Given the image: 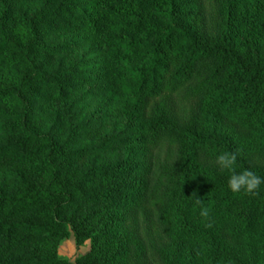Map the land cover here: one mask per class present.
Instances as JSON below:
<instances>
[{
    "label": "trees",
    "instance_id": "1",
    "mask_svg": "<svg viewBox=\"0 0 264 264\" xmlns=\"http://www.w3.org/2000/svg\"><path fill=\"white\" fill-rule=\"evenodd\" d=\"M0 134V264H264V184L216 162L264 177V0H0ZM79 204L91 251L41 257Z\"/></svg>",
    "mask_w": 264,
    "mask_h": 264
},
{
    "label": "rangeland",
    "instance_id": "2",
    "mask_svg": "<svg viewBox=\"0 0 264 264\" xmlns=\"http://www.w3.org/2000/svg\"><path fill=\"white\" fill-rule=\"evenodd\" d=\"M16 33H19V29H15ZM69 58V57H68ZM66 59V61L68 60ZM65 61V62H66ZM91 109L86 108L85 112L89 113ZM35 128L37 130H42L43 123H42V117L40 119H37L35 122ZM93 131L88 132V136L90 137L93 135ZM96 139L100 137V132L94 133ZM5 136V135H4ZM1 137V134H0ZM7 139V136H5ZM239 142L240 146L244 147L247 151L254 152L257 148H259L257 137H254L253 135H249L247 133L242 132L239 136ZM0 145H4L0 139ZM114 155H99L96 157L97 162H104L109 159H112ZM92 158L85 157L80 161V167L85 168L91 163ZM27 164H24L22 160H19L18 157H15L14 155H6L5 157L0 159V188H4L6 190H11L13 187V175L12 171L17 170L21 172L26 171ZM64 176L66 178H69L70 183H75L78 180L79 171L74 172V170L65 171ZM91 188L88 187L86 191H90ZM91 205L89 204H79L76 206V209L72 213V220H67L68 222L61 226L56 236L52 239L51 244L45 243L37 246L38 254L42 257L45 255L53 254L59 259H62L64 261H68L71 263H74L77 257L80 255L86 254L87 252L91 251L92 249V243L90 239H85L81 242V238L83 236L81 231H78L75 229L74 222L80 219L81 217L85 216L90 210ZM97 207V206H94ZM95 209V208H94ZM95 216L92 219V222L89 224L91 225H99L100 221L98 219H101L99 217L98 208L95 209ZM264 262V260H263ZM125 264V261L122 260V262ZM79 264H115L112 263H98L93 261L92 257L89 256L86 261L81 260Z\"/></svg>",
    "mask_w": 264,
    "mask_h": 264
},
{
    "label": "clouds",
    "instance_id": "3",
    "mask_svg": "<svg viewBox=\"0 0 264 264\" xmlns=\"http://www.w3.org/2000/svg\"><path fill=\"white\" fill-rule=\"evenodd\" d=\"M237 155L235 153L224 152L216 156V162L221 170H226L229 173L227 179L228 190L232 193L256 194L261 184H264V177L257 176L252 171L244 169L236 170ZM197 204L201 201L197 199ZM199 215L203 218L209 216L207 207H201Z\"/></svg>",
    "mask_w": 264,
    "mask_h": 264
}]
</instances>
